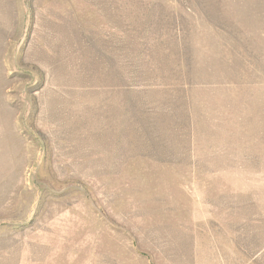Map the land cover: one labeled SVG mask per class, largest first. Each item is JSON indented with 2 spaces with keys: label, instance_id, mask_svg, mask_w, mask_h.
<instances>
[{
  "label": "rangeland",
  "instance_id": "obj_1",
  "mask_svg": "<svg viewBox=\"0 0 264 264\" xmlns=\"http://www.w3.org/2000/svg\"><path fill=\"white\" fill-rule=\"evenodd\" d=\"M0 264H264V0H0Z\"/></svg>",
  "mask_w": 264,
  "mask_h": 264
}]
</instances>
